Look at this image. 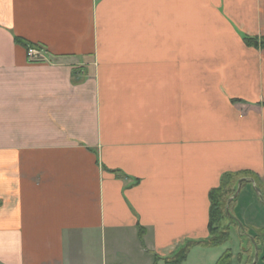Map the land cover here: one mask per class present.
Listing matches in <instances>:
<instances>
[{"label":"crops","instance_id":"obj_1","mask_svg":"<svg viewBox=\"0 0 264 264\" xmlns=\"http://www.w3.org/2000/svg\"><path fill=\"white\" fill-rule=\"evenodd\" d=\"M246 37L264 38V0H0V264H166L208 239L223 175L264 183ZM262 206L247 183L233 213L261 225Z\"/></svg>","mask_w":264,"mask_h":264},{"label":"trees","instance_id":"obj_2","mask_svg":"<svg viewBox=\"0 0 264 264\" xmlns=\"http://www.w3.org/2000/svg\"><path fill=\"white\" fill-rule=\"evenodd\" d=\"M246 42L251 46L261 47L264 48V38L258 40L256 38L246 37ZM31 44H26V46H30ZM242 178H252L255 180L258 187L263 191L264 190V183L252 172L244 171L240 173H226L223 175L221 179L220 185L213 189L210 192V200H211V211H210V221L208 225L209 229V237L206 240L202 241H192L187 243V245L182 248L176 255L173 257H169L165 259L166 264H183L187 258L188 254L192 247L195 245H204L207 247H217L223 246L231 240V228L233 226L237 227L239 230L240 225L238 221L234 218L235 214L233 213V206L236 204L238 197L232 199L229 204L230 213L232 216L228 214L227 206L228 201L237 191L238 182ZM250 184L251 181L246 180L243 182V186L245 184ZM252 184V183H251ZM264 194V192H263ZM246 227H243V231H245ZM263 239L259 240L258 237L249 234L254 238V242L258 247L259 258L256 264H263L264 263V227L260 230ZM143 229H141V236L143 237ZM248 232L242 233V237H246ZM252 241L251 237H249ZM258 240L260 241L261 245H258ZM254 242L253 246H254ZM255 248V247H254ZM256 252V251H255ZM254 262V261H253ZM250 263V264H253ZM216 264H234L233 259V252L228 249L223 256L218 260Z\"/></svg>","mask_w":264,"mask_h":264},{"label":"rangeland","instance_id":"obj_3","mask_svg":"<svg viewBox=\"0 0 264 264\" xmlns=\"http://www.w3.org/2000/svg\"><path fill=\"white\" fill-rule=\"evenodd\" d=\"M259 218L260 219L262 218V214L259 216ZM262 224L260 225L259 223L257 224L255 222L252 225H248V226L246 225L245 231L242 230L241 234L248 232L247 233L248 235L249 234L254 235L255 237H258L259 240L260 239L262 240L263 237L260 231L263 228ZM241 234H239L238 228L233 226L231 228V240L223 246H226L229 249L231 248L230 250L234 252L235 260H236L234 264H250L255 259V248L250 238L247 236L242 237L244 234L243 235ZM259 240H258V245H261Z\"/></svg>","mask_w":264,"mask_h":264},{"label":"water","instance_id":"obj_4","mask_svg":"<svg viewBox=\"0 0 264 264\" xmlns=\"http://www.w3.org/2000/svg\"><path fill=\"white\" fill-rule=\"evenodd\" d=\"M246 180L251 181V183L253 184V188H254L255 192H256L257 195L259 196L260 200L264 203V194H263V191L258 187V185L256 184L255 180L252 179V178H242V179H240L239 182H238V187H237V191H236V193H235V194L233 195V197H231V198L229 199V201H228L227 211H228V214H229L230 216H232V214L230 213L229 204H230V202L232 201V199H235V198L238 197V195H239V193H240V191H241V188H242L243 182L246 181ZM232 217H234V216H232ZM234 218L238 221L240 227H243V224L238 220V218H236V217H234ZM250 237H251L252 241L254 242V238H253L252 236H250ZM254 247H255V251H256V252H255V261L253 262V264H255V263L257 262L258 258H259L258 247H257V245H256L255 242H254Z\"/></svg>","mask_w":264,"mask_h":264},{"label":"built area","instance_id":"obj_5","mask_svg":"<svg viewBox=\"0 0 264 264\" xmlns=\"http://www.w3.org/2000/svg\"><path fill=\"white\" fill-rule=\"evenodd\" d=\"M27 58L30 62H45L47 51L42 47L31 46L27 49Z\"/></svg>","mask_w":264,"mask_h":264}]
</instances>
